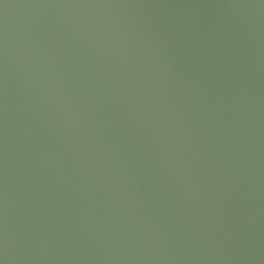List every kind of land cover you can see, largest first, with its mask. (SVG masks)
Segmentation results:
<instances>
[{
	"label": "water",
	"instance_id": "1",
	"mask_svg": "<svg viewBox=\"0 0 264 264\" xmlns=\"http://www.w3.org/2000/svg\"><path fill=\"white\" fill-rule=\"evenodd\" d=\"M0 264H264V0H0Z\"/></svg>",
	"mask_w": 264,
	"mask_h": 264
}]
</instances>
